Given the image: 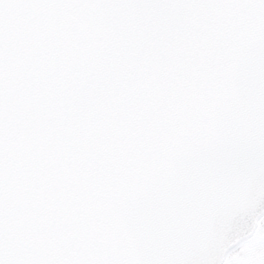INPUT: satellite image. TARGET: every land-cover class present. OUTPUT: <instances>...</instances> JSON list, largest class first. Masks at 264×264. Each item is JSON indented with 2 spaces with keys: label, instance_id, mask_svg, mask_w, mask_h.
Instances as JSON below:
<instances>
[{
  "label": "water",
  "instance_id": "water-1",
  "mask_svg": "<svg viewBox=\"0 0 264 264\" xmlns=\"http://www.w3.org/2000/svg\"><path fill=\"white\" fill-rule=\"evenodd\" d=\"M264 215V0H0V264H223Z\"/></svg>",
  "mask_w": 264,
  "mask_h": 264
},
{
  "label": "rangeland",
  "instance_id": "rangeland-1",
  "mask_svg": "<svg viewBox=\"0 0 264 264\" xmlns=\"http://www.w3.org/2000/svg\"><path fill=\"white\" fill-rule=\"evenodd\" d=\"M228 264H264V223L258 237L236 250Z\"/></svg>",
  "mask_w": 264,
  "mask_h": 264
},
{
  "label": "trees",
  "instance_id": "trees-1",
  "mask_svg": "<svg viewBox=\"0 0 264 264\" xmlns=\"http://www.w3.org/2000/svg\"><path fill=\"white\" fill-rule=\"evenodd\" d=\"M257 240H259V239H257Z\"/></svg>",
  "mask_w": 264,
  "mask_h": 264
}]
</instances>
